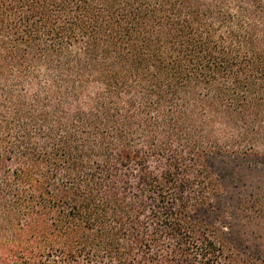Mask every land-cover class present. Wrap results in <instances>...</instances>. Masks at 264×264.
Listing matches in <instances>:
<instances>
[{
    "label": "trees",
    "instance_id": "16d2710c",
    "mask_svg": "<svg viewBox=\"0 0 264 264\" xmlns=\"http://www.w3.org/2000/svg\"><path fill=\"white\" fill-rule=\"evenodd\" d=\"M251 155L264 0H0V264H252L209 162Z\"/></svg>",
    "mask_w": 264,
    "mask_h": 264
},
{
    "label": "rangeland",
    "instance_id": "374dc122",
    "mask_svg": "<svg viewBox=\"0 0 264 264\" xmlns=\"http://www.w3.org/2000/svg\"><path fill=\"white\" fill-rule=\"evenodd\" d=\"M209 162L222 184L212 218L227 226L225 245L264 264V156H212Z\"/></svg>",
    "mask_w": 264,
    "mask_h": 264
}]
</instances>
